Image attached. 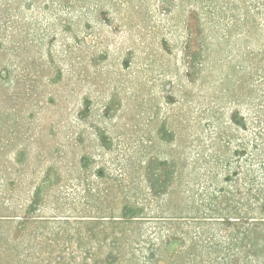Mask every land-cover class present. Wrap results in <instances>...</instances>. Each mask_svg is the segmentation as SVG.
Wrapping results in <instances>:
<instances>
[{
	"label": "rangeland",
	"instance_id": "obj_1",
	"mask_svg": "<svg viewBox=\"0 0 264 264\" xmlns=\"http://www.w3.org/2000/svg\"><path fill=\"white\" fill-rule=\"evenodd\" d=\"M258 1L0 0V264H264V215L213 164L252 150V97L228 91L261 60Z\"/></svg>",
	"mask_w": 264,
	"mask_h": 264
},
{
	"label": "trees",
	"instance_id": "obj_2",
	"mask_svg": "<svg viewBox=\"0 0 264 264\" xmlns=\"http://www.w3.org/2000/svg\"><path fill=\"white\" fill-rule=\"evenodd\" d=\"M258 5H262L264 8V0L258 1ZM246 9V13L249 16L250 10ZM252 26L257 30H261L259 25H255V20L252 23ZM204 45V44H203ZM202 45V46H203ZM264 48V47H263ZM259 52L264 53V49L259 50ZM263 53L258 54V56L261 55V60H257L255 57L253 60H249V71L247 72V75L239 77L236 80V87L233 91H228V93H232L236 101L242 103L241 98H237L238 94L241 92L240 97H243L244 95L250 94L252 97V104L250 106L251 114L249 115L251 118L250 124H252V131L246 132L251 135L253 138V141L248 143V146L252 147V150L248 153L247 148L242 147V145L245 144V142H239L238 147L233 151H229L228 158L222 157L221 155L213 156L214 163L220 165V167L223 165H231L236 161L238 168L234 171L230 172H224V177L226 181H231L232 179H235L234 186L236 187L237 184H239V188H236L237 191H244L247 190L248 192V201H254L256 203L257 208L259 209V212L264 215V183H260L258 181V174L257 172L262 173V176L264 178V55ZM204 57V58H203ZM189 63H188V76L191 78H194L195 75H197L206 60L208 58L202 53L201 47L194 50L192 54L189 57ZM210 64V63H209ZM241 69L245 70V66L243 64H240ZM232 79L229 80V78H225L226 83H229ZM257 86L259 89H257ZM259 90V91H258ZM233 99V100H235ZM206 110V109H205ZM241 112H234L232 116L230 117L231 122L237 126L240 130L247 131V127L243 126L246 124L247 119L244 118V116H241ZM213 124V122H212ZM238 131V130H237ZM240 132V131H238ZM213 133L216 134V137H220L222 139V136L219 135V133L216 130V127L213 129ZM242 135L243 132H242ZM248 135V134H247ZM236 138H239L238 135H236ZM225 142V145L228 146V148L231 146V138L229 140L222 139ZM199 154L198 156H203L202 152L197 151ZM248 153V154H247ZM247 154V155H246ZM248 156V158L244 159L243 156ZM240 167V169H239ZM220 169V168H219ZM219 169H214L212 166L207 167L202 173L201 169L195 172L196 176H198V183L202 187V191L209 193L208 198L211 199L210 201H213V198L217 196V192L221 189L218 186V180L219 177ZM176 172V169L174 168H167L163 165L162 170L155 174V172L151 173V176H149V181L151 184V192L152 195H160L162 193H167L168 187L171 185L174 174ZM205 181V183L202 181ZM243 188V189H241ZM254 197V200H252ZM140 211V210H139ZM171 211V210H169ZM138 211L136 208H134L132 205H125L123 216L127 219L134 218L137 215ZM177 212H171L170 218L177 217ZM245 217V215H244ZM243 222L245 219H242ZM232 221V220H231ZM230 220H227L228 224H233ZM243 222L240 223V225H243Z\"/></svg>",
	"mask_w": 264,
	"mask_h": 264
}]
</instances>
